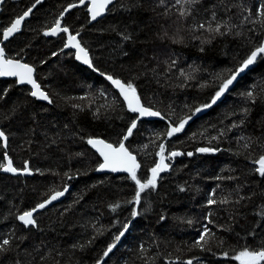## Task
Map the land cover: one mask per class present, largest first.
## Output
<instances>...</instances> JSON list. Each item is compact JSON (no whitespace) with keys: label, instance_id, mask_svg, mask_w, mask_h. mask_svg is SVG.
<instances>
[{"label":"trees","instance_id":"1","mask_svg":"<svg viewBox=\"0 0 264 264\" xmlns=\"http://www.w3.org/2000/svg\"><path fill=\"white\" fill-rule=\"evenodd\" d=\"M261 2L115 0L94 24L88 23L86 7L71 10L61 21L72 34L79 32L97 73L131 82L141 103L164 117L140 121L125 144L141 165V182L151 178L160 160L159 145L166 149L169 168L159 174L155 188L141 193L139 204L133 203L137 185L131 177L97 174L100 161L87 143L100 138L118 145L137 116L102 78L64 50L65 33L43 34L79 0H43L36 6L3 48L8 58L34 68L51 104L30 98L27 87L0 80V131L7 136L6 150L0 141V163L7 155L20 171L27 162L31 173L12 177L0 169V244L10 241L8 250L0 251V264H239L234 255L264 245V177L255 163L264 155V57L164 143L169 125L209 103L222 78L264 44V28L243 19ZM33 3L0 4V41L3 30ZM224 21L228 27L219 33L207 30ZM200 148L212 151L197 153ZM172 151L182 154L170 157ZM65 186L66 197L36 215L35 226L20 222L19 215ZM209 199L217 203L209 205ZM125 225L124 236L115 241ZM205 226L215 238L201 250L195 242Z\"/></svg>","mask_w":264,"mask_h":264},{"label":"snow or ice","instance_id":"2","mask_svg":"<svg viewBox=\"0 0 264 264\" xmlns=\"http://www.w3.org/2000/svg\"><path fill=\"white\" fill-rule=\"evenodd\" d=\"M43 0H34V3L30 8L24 11L21 15H19L14 22L7 28L3 30V39L7 40L10 36H12L15 32L20 31L21 25L25 18H27L36 8L37 5L41 4ZM163 2V0H161ZM184 5H192L198 3L199 0H182ZM4 3V0H0V4ZM80 5H84L87 3L89 6L87 11L91 16V20H96L97 17L102 15L106 9H108V5L114 4L115 0H79ZM177 3H181V0H177ZM77 7V4H70L67 8L64 9V12L69 11L71 8ZM189 10L185 9L180 12L181 16L187 14ZM64 12L61 13L59 19L55 21V25L49 30L45 31L43 34L45 36H56L58 33H66L67 39L64 43L63 48H73L75 49V58L78 61H81L83 64L87 65L89 68H92L93 71H97L95 66L92 63V59L90 58L89 51L82 46L80 40L77 39L79 36V32L72 34L69 31V27L62 26L61 21L63 20ZM256 16L257 19L253 20L252 17ZM215 19V15L213 16ZM247 22L259 23L262 28H264V0H262L259 8L256 10L255 13L249 11V15L243 18ZM228 27L227 21H224L223 24L217 23L215 29L212 28L211 24L208 25V31H215L220 32L221 27ZM200 28H205L204 24L199 26ZM223 34V33H221ZM124 39H130L129 36H124ZM63 48L61 51H63ZM53 55H57V53H53ZM258 57H264V44L256 47L251 54L245 59L241 66L237 68L234 72L231 73L227 78H222V82L215 92L214 96L211 98L209 103L202 105L201 107L196 108L191 112V115H186L185 117L181 118L176 126L169 125V130L166 132L168 137H172L174 134L181 132L185 125L192 119L196 113L201 112L203 109L211 108L216 102L224 95V93L229 89V86L233 84V81L236 80L237 76L240 73L244 72L250 65L256 62ZM173 63H175L173 61ZM34 68L27 63H21L18 60H14L12 58H8L5 54V50L3 47H0V76H14L18 78V82L21 84L27 83L31 85L32 91L31 96L46 100L51 103L49 96L46 94L45 91L41 89V85L34 79L33 77ZM101 75H105V78L110 81V83L118 89L120 95L123 97L124 102L127 105V108L132 113H137L139 117H161V113L157 110H153L149 106H145L141 103V97L137 93V88L131 82H123L121 79L114 78L112 75H106L101 73ZM246 96L249 99L253 98V92L249 91L246 93ZM137 118V119H138ZM235 126V125H234ZM137 127V120L133 119L131 121L130 127L127 129V134L123 137V139L119 142L118 145L114 146L110 142H106L104 139L100 138H89L87 143L91 145L103 158V163L99 164L97 171H104L108 170L111 172H127L131 179L135 181L137 185V191L135 193V198L133 203L139 204L141 200V193L144 192L145 189L149 187L155 188L157 185V180L159 179V174L163 171H166L169 168V165L165 163V156L164 153L166 151L165 146L163 143L159 145V151L157 155L160 156V160L158 163L155 164L154 167L151 168V178L147 179L146 182H141V179L137 177V169L140 168V164L137 162L136 157L128 150L125 146L124 141H126L132 134L133 129ZM223 134V133H221ZM215 139V137H213ZM0 140L4 141L6 144L7 136L5 135L4 131H0ZM199 152H209L212 151L210 148H200L198 149ZM182 153L177 151H172L170 153V157L179 156ZM187 155L191 156L192 153H187ZM4 160L7 161L6 164L0 163V169L5 172H12L17 173L18 169L13 167V163L11 159L4 156ZM259 167L256 171L260 174V176L264 177V155H261L256 161ZM27 173L31 174L27 162L25 163V168L22 170V174ZM65 175H68L67 173ZM71 179V176H68ZM52 194L50 197L39 203L36 208L30 211H24L21 215L18 216V219L25 225V226H35L36 220L34 218V212L38 211L39 209H44L47 205L52 204L53 201L57 200L59 197H62L65 192L67 191V186L64 187L63 190H51ZM227 200H222L220 203H226ZM209 205L217 203L214 199H209ZM119 205L113 206V210L115 207ZM138 213L133 211L132 215L136 216ZM211 215V213L209 214ZM261 215L264 216V211L261 212ZM188 223H192V221H188ZM209 223H212L209 220ZM127 231V225L124 226V229L120 231L115 236V241H119L124 233ZM211 238H215V233L211 231L207 226L203 228L199 238L195 242V246L200 247L201 250H205L208 244V240ZM223 241H221V244ZM10 244L8 239H4L2 244H0V251H7V247ZM116 247V243H112L108 246L107 250L103 253L105 257L112 252V250ZM210 251V249H207ZM225 257L228 256L227 252L224 253ZM232 259L239 262V264H264V245H262L259 249H250L245 247L241 250L237 255H234ZM98 264H103V261H98ZM186 264H192L191 260H188Z\"/></svg>","mask_w":264,"mask_h":264},{"label":"water","instance_id":"3","mask_svg":"<svg viewBox=\"0 0 264 264\" xmlns=\"http://www.w3.org/2000/svg\"><path fill=\"white\" fill-rule=\"evenodd\" d=\"M88 4L87 3H85L84 5H80V3H77V7H75V8H82V7H86L85 8V12L87 13V15H88V23H89V25H91V24H94V23H96V22H98V21H100L101 19H103L104 17H105V15H106V13H107V11L109 10V8L112 6V4H110V5H108V9H106L105 10V12L102 14V15H100L99 17H97V19L96 20H91V16H90V14H89V12L87 11V8H88ZM75 8H71L69 11H67L66 12V14L68 13V12H70L71 10H73V9H75ZM35 9V8H34ZM33 9V10H34ZM0 12H1V9H0ZM33 12V11H32ZM30 16H31V14L27 17V18H25V20L23 21V23H22V25H21V29H22V27H23V24L26 22V21H28V19L30 18ZM16 19V18H15ZM14 19V20H15ZM14 20L12 21V23L14 22ZM11 23V24H12ZM10 24V25H11ZM9 25V26H10ZM8 26V27H9ZM21 29H20V31H21ZM20 31H18V32H15L12 36H10L9 37V39H7V40H4L3 39V35H2V33H1V41H0V47H3L8 41H10L15 35H17ZM62 33V32H61ZM61 33H58L56 36H58V35H60ZM67 35V34H66ZM56 36H52V37H56ZM51 37V36H50ZM67 37V36H66ZM78 39V38H77ZM66 42V41H65ZM66 51H72L73 53H74V59H75V62L76 63H78L79 65H81V66H83V67H85V68H87V69H89L91 72H93L97 77H100V78H102L119 96H120V98L122 99V101L124 102V100H123V97L120 95V93H119V91H118V89H116L111 83H110V81H108L106 78H105V75H101V74H99V73H97L96 71H93V69L92 68H89L87 65H85V64H83L81 61H78V60H76V58H75V49H73V48H64ZM22 63V62H21ZM33 77H34V79H35V70H34V73H33ZM239 77H240V74H239V76H237V78H236V80L235 81H233V84L237 81V79H239ZM0 80L1 81H14V82H16V84L19 86V87H27V88H29L30 89V93H31V91H32V88H31V85L30 84H27V83H24V84H21V83H19L18 82V78L17 77H14V76H0ZM232 84V85H233ZM232 85H230L229 86V88L232 86ZM229 90V89H228ZM227 90V91H228ZM226 91V92H227ZM225 92V93H226ZM222 97V96H221ZM30 98H32V99H34V100H36L37 102H40V103H43V104H46V105H50L51 103H49L48 101H46V100H41V99H37V98H35V97H33V96H31V94H30ZM124 104L126 105V103L124 102ZM126 107H127V105H126ZM128 109V108H127ZM210 108H207V110H209ZM136 116H137V118H138V114L137 113H134ZM202 114V112H199V113H197L196 114V116L198 117V116H200ZM136 118V120H137V124L140 122V121H147V122H151V121H160V120H162L161 119V117H149V116H145V117H139L138 119ZM133 131H134V129H133ZM126 134H127V132H126ZM125 134V135H126ZM170 139V137H168V136H166V139H165V141H164V143H166L168 140ZM128 140V139H127ZM126 140V141H127ZM1 141V143H2V147H3V150H6V144H5V142L4 141H2V140H0ZM126 141H124V143L126 144ZM88 148L99 158V161H100V164L101 163H103V158L99 155V153L91 146V145H89L88 144ZM197 153H200L199 151H197ZM7 163V161L5 160V164ZM257 167H259V165L257 164ZM1 174H3V175H6V176H12V177H29L30 176V174H27V173H24V174H22V171H20V170H18V172L17 173H12V172H5V171H1ZM97 174L98 175H112V176H114V177H119V176H128V177H130L129 176V174L127 173V172H111V171H108V170H104V171H97ZM68 190H69V188L67 187V191L65 192V194L62 196V197H59L57 200H55V201H53L52 202V204H49V205H47L44 209H39L38 211H36V212H34V217L36 216V215H38L39 213H41V212H43V211H45L46 209H49V208H51L52 206H54V205H56V204H58L59 202H61L65 197H66V194H67V192H68ZM50 197V196H49ZM48 197V198H49ZM47 198V199H48ZM46 199V200H47ZM21 222V221H20ZM22 223V222H21ZM23 224V223H22ZM25 227H28V226H25Z\"/></svg>","mask_w":264,"mask_h":264},{"label":"flooded vegetation","instance_id":"4","mask_svg":"<svg viewBox=\"0 0 264 264\" xmlns=\"http://www.w3.org/2000/svg\"><path fill=\"white\" fill-rule=\"evenodd\" d=\"M66 39H67V37H66ZM66 39H65V41H66ZM65 43V42H64ZM65 50V49H64ZM66 51V50H65ZM67 52H72V51H67ZM73 53V52H72ZM73 57H74V53H73Z\"/></svg>","mask_w":264,"mask_h":264},{"label":"bare ground","instance_id":"5","mask_svg":"<svg viewBox=\"0 0 264 264\" xmlns=\"http://www.w3.org/2000/svg\"><path fill=\"white\" fill-rule=\"evenodd\" d=\"M65 15H66V12H64V16H63V18L65 17ZM60 18V17H59ZM78 38V37H77ZM257 165V164H256Z\"/></svg>","mask_w":264,"mask_h":264}]
</instances>
